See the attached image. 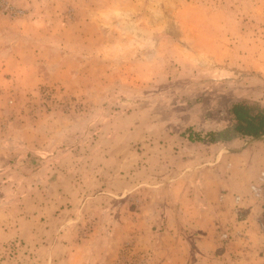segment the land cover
Instances as JSON below:
<instances>
[{
    "label": "rangeland",
    "instance_id": "374dc122",
    "mask_svg": "<svg viewBox=\"0 0 264 264\" xmlns=\"http://www.w3.org/2000/svg\"><path fill=\"white\" fill-rule=\"evenodd\" d=\"M15 1L0 0V264L234 252L264 137L205 153L179 134L227 133L231 101L264 107V0ZM185 158L200 170L180 175Z\"/></svg>",
    "mask_w": 264,
    "mask_h": 264
},
{
    "label": "crops",
    "instance_id": "0c3cea01",
    "mask_svg": "<svg viewBox=\"0 0 264 264\" xmlns=\"http://www.w3.org/2000/svg\"><path fill=\"white\" fill-rule=\"evenodd\" d=\"M16 2L15 0H12ZM18 4V3H17ZM180 146L184 147H191L187 144L182 143ZM246 154L245 150L238 154L239 158L242 160L244 155ZM181 163L180 167L177 166V169H181L180 175L184 174H191L193 175L194 172L200 170L201 167H195L196 162L192 161L190 158L181 159L179 161ZM179 169V170H180ZM197 169V170H196ZM246 167L241 164V166H237L235 172L243 171ZM227 182V180H225ZM249 193V192H248ZM254 201L255 199L251 197ZM176 201V200H175ZM254 201H247L243 202L240 207L243 210H240L243 218L240 219L241 221L235 222L232 226L228 227L230 232L233 234H240L239 239L236 241V249L234 252H226L224 256H218L215 258V263L219 264H260L263 261V254L264 251V237L257 232H253L254 225L253 221L259 212L256 208V203ZM241 201H239L240 203ZM183 210L180 209L178 211L179 214H183ZM191 225V224H189ZM184 227V226H183ZM258 227V226H257ZM258 229V228H256ZM231 234V233H230ZM191 256H189L190 258ZM214 262V260H213ZM185 262L184 264H186ZM189 264H211L210 257H205L204 255L197 254V258L191 257L189 259Z\"/></svg>",
    "mask_w": 264,
    "mask_h": 264
},
{
    "label": "trees",
    "instance_id": "16d2710c",
    "mask_svg": "<svg viewBox=\"0 0 264 264\" xmlns=\"http://www.w3.org/2000/svg\"><path fill=\"white\" fill-rule=\"evenodd\" d=\"M224 110L226 113L224 131L227 133L212 130L201 131L188 127L179 134L183 143L195 147L200 152L209 153L224 143L227 138L225 136L230 132L232 138L259 139L264 137V107L259 103L250 100H235L231 101Z\"/></svg>",
    "mask_w": 264,
    "mask_h": 264
},
{
    "label": "built area",
    "instance_id": "2783aa9c",
    "mask_svg": "<svg viewBox=\"0 0 264 264\" xmlns=\"http://www.w3.org/2000/svg\"><path fill=\"white\" fill-rule=\"evenodd\" d=\"M250 195L255 199H262L264 203V172H261L257 177V180L250 185L249 188ZM236 202L240 201L239 197L235 198Z\"/></svg>",
    "mask_w": 264,
    "mask_h": 264
}]
</instances>
